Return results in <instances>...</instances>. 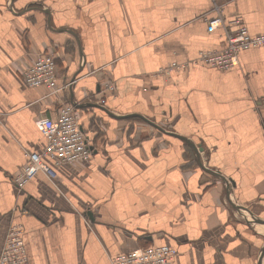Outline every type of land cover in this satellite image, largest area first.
I'll return each mask as SVG.
<instances>
[{
    "label": "crops",
    "instance_id": "0c3cea01",
    "mask_svg": "<svg viewBox=\"0 0 264 264\" xmlns=\"http://www.w3.org/2000/svg\"><path fill=\"white\" fill-rule=\"evenodd\" d=\"M214 3L264 34V0H0V254L18 223L30 264H110L149 246L176 248L173 264H264V48L230 71L158 74L224 47L205 20ZM47 53L71 83L59 95L23 80ZM65 103L92 160L17 190L25 152L45 148L35 120Z\"/></svg>",
    "mask_w": 264,
    "mask_h": 264
},
{
    "label": "built area",
    "instance_id": "2783aa9c",
    "mask_svg": "<svg viewBox=\"0 0 264 264\" xmlns=\"http://www.w3.org/2000/svg\"><path fill=\"white\" fill-rule=\"evenodd\" d=\"M214 4L213 11L217 13V17L205 20L209 32L224 30V47L201 50L195 59L187 62L175 61L168 68L160 70V76L170 79L174 74L199 65L230 71L239 67V56L242 52L264 48V34L253 35L241 18H234L226 23L223 17L224 5ZM23 80L29 88L46 90L47 96L59 95L71 86L70 82H61L53 53L42 54L29 65L23 72ZM107 88L111 93L116 91L114 85H107ZM105 103L106 99L102 98L99 104L105 106ZM80 118L76 106L65 103L55 119L40 117L35 120L36 127L45 138V148L39 153L25 152L26 163L12 180L17 190L23 191L39 174L45 175L55 184L58 167L88 163L92 160L91 140L82 129ZM178 255L179 251L170 246H149L112 256L110 264H173ZM0 264H30L25 245V230L21 224L14 223L9 228L0 254Z\"/></svg>",
    "mask_w": 264,
    "mask_h": 264
},
{
    "label": "water",
    "instance_id": "95a60500",
    "mask_svg": "<svg viewBox=\"0 0 264 264\" xmlns=\"http://www.w3.org/2000/svg\"><path fill=\"white\" fill-rule=\"evenodd\" d=\"M184 141H186L192 148H194L197 151V148L189 141H187L186 139L182 138ZM208 172L212 173L211 171L207 170Z\"/></svg>",
    "mask_w": 264,
    "mask_h": 264
},
{
    "label": "rangeland",
    "instance_id": "374dc122",
    "mask_svg": "<svg viewBox=\"0 0 264 264\" xmlns=\"http://www.w3.org/2000/svg\"><path fill=\"white\" fill-rule=\"evenodd\" d=\"M22 74H23V72H22Z\"/></svg>",
    "mask_w": 264,
    "mask_h": 264
}]
</instances>
